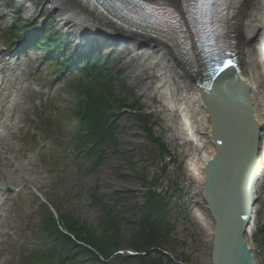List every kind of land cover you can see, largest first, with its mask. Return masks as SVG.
Returning <instances> with one entry per match:
<instances>
[{
	"label": "rangeland",
	"instance_id": "rangeland-1",
	"mask_svg": "<svg viewBox=\"0 0 264 264\" xmlns=\"http://www.w3.org/2000/svg\"><path fill=\"white\" fill-rule=\"evenodd\" d=\"M25 3L31 5V0ZM35 14L37 17L26 18L24 6L15 0H0V50L11 55L21 47L15 41L7 42L9 27L17 19L23 29L24 25L38 22L35 30L41 34L46 21L51 25L48 32L63 34L58 24L59 15L40 9ZM40 14L45 18H38ZM62 36L64 44L73 39L66 34ZM58 42L59 47L61 42ZM68 49L67 53L72 57L75 51L72 46ZM113 49L112 45H99L95 55L102 60L101 64H105L104 69L118 74L126 87L133 90L135 95L129 94V101L135 105L134 112L151 118L152 130L165 143L164 147L152 142L133 114L124 110L116 117L117 146L107 142L102 148L101 161L85 152L78 154L70 142L77 124L73 106L81 73L73 65L62 72L55 68L54 63L64 61L62 57L53 62L45 60L48 53L45 50L32 52L29 57L33 67L25 82L29 90L23 99L26 112L22 116V130L18 138L12 140L17 155L14 161L20 164L28 183L24 185L23 182L15 190L20 195L14 189H7V194L15 193L16 201L18 197L19 200L12 207L14 217H6L0 224V264H32L30 258L33 255L39 257L41 254L37 252L50 247L47 234L41 229L44 217L57 213L53 203L74 217L87 219L93 226L105 216L102 204L123 207L127 238L119 252L120 264H140L137 252L128 242L138 229L140 206L146 202V188L153 186L166 196L172 195L173 200L167 216L173 228L163 245L171 261L165 259L163 264H215L217 225L206 198L209 165L218 156V151L209 139L212 151L199 155V144L192 145L178 136L173 124L166 120L162 106L153 102L160 96L147 90L141 81L130 80L124 63L116 62L118 55L112 53ZM28 50L26 52L32 51ZM61 54L57 52L56 56ZM126 64L135 66L136 62L128 59ZM118 90H122L120 85ZM261 188L262 203L251 243L258 253V263L264 264V186ZM20 197L27 198L32 205L27 212ZM10 224L8 234L6 226ZM40 259L45 261L43 256Z\"/></svg>",
	"mask_w": 264,
	"mask_h": 264
},
{
	"label": "bare ground",
	"instance_id": "bare-ground-1",
	"mask_svg": "<svg viewBox=\"0 0 264 264\" xmlns=\"http://www.w3.org/2000/svg\"><path fill=\"white\" fill-rule=\"evenodd\" d=\"M15 1L24 6L26 18L37 17L38 9L59 15L60 29L68 38H73L68 44L78 54L99 45H112V53L118 55L116 62L124 63L130 80L141 81L147 90L160 96L153 102L162 106L166 120L173 124L178 136L192 145L199 144V155L212 151L209 139L219 150L208 92L199 84V61L179 36L140 25L115 9H110V15L102 14L86 0H31V5H26L25 0ZM146 1L186 13L187 0ZM227 21L244 78L249 85L253 84L260 90L258 99L264 123V0H234ZM2 54L3 50H0V224L6 217H14L12 207L19 200L18 197L16 201L15 193L20 195L15 190L23 182L24 185L28 183L21 173L20 164L14 161L17 155L12 140L18 138L22 116L26 112L23 99L27 86L23 82L29 75L21 66L33 67V60L28 56L20 61L14 58L5 61ZM128 59L136 62L135 66L127 65ZM7 189H14L15 193L7 194ZM259 195L261 199V192ZM208 199L209 193L207 206L213 212ZM20 200L27 212L32 205L25 197H20ZM6 229L9 234L11 224Z\"/></svg>",
	"mask_w": 264,
	"mask_h": 264
},
{
	"label": "trees",
	"instance_id": "trees-1",
	"mask_svg": "<svg viewBox=\"0 0 264 264\" xmlns=\"http://www.w3.org/2000/svg\"><path fill=\"white\" fill-rule=\"evenodd\" d=\"M14 24L18 26L16 21ZM14 32L12 36L22 38L19 29H14ZM59 37V34L45 31V41L56 47L57 52L64 48L63 45L58 47ZM71 62L64 61L55 67L63 71ZM101 63L102 60L96 57H86L79 63L81 76L76 88L77 100L73 106L77 124L71 139L78 154L85 152L87 156H97V160L101 161L104 155L102 148L107 142L117 146L116 117L124 110L133 114L152 142L164 147L165 143L152 130L151 118L141 112H134L135 105L129 101V94L135 95L133 90L126 87L118 74L104 69L105 64ZM118 85L122 87L121 91L118 90ZM146 192V202L140 206L138 229L132 233L128 245L137 252L140 264H163L168 259L163 245L168 241L173 228L167 217L171 210L172 195L162 194L157 186L146 188ZM102 207L105 216L97 226L59 208L57 217L47 214L41 230L47 234L46 240L50 247L37 252L45 261L40 259L41 256L34 255L30 258L32 264H120L122 257L119 252L127 238L123 226L125 212L123 207L106 204H102Z\"/></svg>",
	"mask_w": 264,
	"mask_h": 264
},
{
	"label": "water",
	"instance_id": "water-1",
	"mask_svg": "<svg viewBox=\"0 0 264 264\" xmlns=\"http://www.w3.org/2000/svg\"><path fill=\"white\" fill-rule=\"evenodd\" d=\"M228 53L235 69L199 81L208 92L220 154L207 174L209 211L217 225L215 264H259L251 237L264 180L260 90L244 78L235 45Z\"/></svg>",
	"mask_w": 264,
	"mask_h": 264
},
{
	"label": "snow or ice",
	"instance_id": "snow-or-ice-1",
	"mask_svg": "<svg viewBox=\"0 0 264 264\" xmlns=\"http://www.w3.org/2000/svg\"><path fill=\"white\" fill-rule=\"evenodd\" d=\"M136 2L139 3V0H136ZM118 6L131 7L132 5L119 4ZM141 6L146 7L144 5ZM214 7H216V0H187V3L185 4V10L195 13L197 15V19H200L202 16L205 18L208 17L211 9H213ZM161 8L165 13H171L172 15H175V12L166 5H161ZM173 24H175V22H173ZM214 59L216 60L217 66L215 68H212L211 65H209L210 75H219L220 73L225 72L227 69L236 68V64L232 59H223L219 56L215 57Z\"/></svg>",
	"mask_w": 264,
	"mask_h": 264
},
{
	"label": "built area",
	"instance_id": "built-area-1",
	"mask_svg": "<svg viewBox=\"0 0 264 264\" xmlns=\"http://www.w3.org/2000/svg\"><path fill=\"white\" fill-rule=\"evenodd\" d=\"M261 195H262V189H261Z\"/></svg>",
	"mask_w": 264,
	"mask_h": 264
}]
</instances>
